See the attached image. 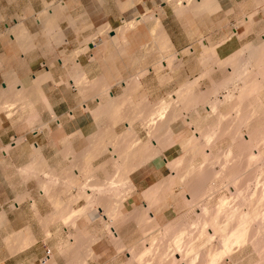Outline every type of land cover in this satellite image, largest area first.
<instances>
[{"label": "rangeland", "instance_id": "rangeland-1", "mask_svg": "<svg viewBox=\"0 0 264 264\" xmlns=\"http://www.w3.org/2000/svg\"><path fill=\"white\" fill-rule=\"evenodd\" d=\"M185 1L184 0H159L157 1V7H156L157 9L151 12L146 11L144 14L146 23L143 22V20L137 23L135 18H132V20L129 19L128 21L125 20L124 23L120 24L117 29L119 30L121 29L120 32L122 33L123 36L125 35L127 39H124V37L115 38V36L113 35H115L116 33L111 34L110 33L111 28L109 27V30H108V26L107 27L105 26V28L107 29H104V27L98 29L97 34L88 33V35L85 34V32L90 30L91 27L87 26V27H83L82 29H80L79 33L76 34L78 37L79 44H80L79 46H73L72 38L71 36L67 34L66 31L63 36H60V39H62L61 42L63 44V48H62V53L59 56L62 58V60L64 61V65L67 68L65 71L66 78L64 81H69V79H73L74 81V79L76 80L78 77H80V79L79 78L77 79L78 81L76 82V84L78 83L79 84L76 86L79 88V90H81L82 94L85 95L84 96L85 99L92 95L91 91H94L92 89H94L96 81L98 80L91 78L88 75L87 71L80 70L76 65V59L81 53H86L90 51L89 43L90 42L97 43V41L95 40L97 35H101L104 42L97 43L99 48L98 50H95L94 53L97 52V55H99V49H100L101 54L98 57L100 60H103L105 59L104 57H106L102 55L103 53L108 54L109 52H112V57L108 59H109V62L112 64L114 71H117V69H120V67L122 68L120 69L122 70V74L118 76L117 79L114 80L115 82L116 81L119 83L120 82L123 83L126 81H129L130 83L131 81L136 82V78L139 77L140 75L141 83L142 81H160L159 86L161 89L160 91L161 96L159 97V100L157 101L148 100L149 97L146 94H141V95L138 94L140 91L141 93H144L143 92L144 85L142 83L141 88L131 87L132 91L131 92L129 91V92L135 93L134 96L129 93L128 96L126 94V96L123 98L117 97L115 99L116 108H112V110L111 109L108 110L104 107V105H106L107 103L106 100L101 101L100 104L94 103L93 105L89 107L92 110V113L93 114L96 112L99 113L101 110V114L99 113L100 114L99 119L104 117L105 122L106 121L107 122H106V125L104 126L105 129L102 128L101 126H98L97 133L95 134L93 133L89 136L86 135L85 138H84L85 135H81V134H80L81 135L80 137H78V135L76 136V135H71V134L70 135L62 134L61 129L59 132H56L57 128L54 127L55 125L53 126L49 125L46 127V124H43L42 127L48 128V131H49V134L46 135V138L48 137L49 141H51L52 143H56V142L61 143L62 148L59 151V155L62 156V161L64 165H54V166L48 165L47 162L44 160L42 150L40 154L36 153L35 146H37V144H36V141H34V139H30L28 142H24L23 140L24 138H22L23 136H21L22 131L25 129L38 130V127L41 125L40 116L38 114L39 112L36 110V107L34 106L35 105L34 102H37L35 100V97H38V99L41 98L42 100L45 101V99L42 97L45 92L42 89V86L37 87L39 89L41 88L40 90L37 89L35 87L36 84H34L35 86L32 88H28V89L20 88L19 87L20 81H18L17 77H19L18 73L23 72V71H20L21 68L19 70H16V69H8L4 66V60L11 61L14 64H16L18 61H20L21 53H23L26 46H29V47L33 46V48L39 47V45L42 43L41 39L42 38L47 39L49 37L48 36L45 37L41 33L34 32L33 35L31 36L29 35L26 38V35H27L26 29L23 26L19 29V32L10 31L9 33V31L8 32L6 31L3 33L2 36H0V40L3 43V47L5 51L7 52V55H3V54L0 55V58H1L0 65H2L0 66V70H1L0 96L1 97L9 96L10 93H7V90H5L7 88L5 85L8 86L11 83L10 85H13L12 87L13 92L11 91V93H14L15 97L16 95L18 97L17 101L15 102L16 105H14V107H12L13 109H11L12 112L11 110H7V108H2L1 106L2 103L0 101V117H1L0 121H3L6 127V130L9 131V133H13L11 136L12 137L11 141H8L7 143H5V145L1 144L0 142V158L3 159L4 157H9L10 155H13V157H15L16 160L26 163V164L23 163L22 165H12V164L5 163L3 166H0V169L2 170L1 173L3 174V178L5 181L8 182L7 185L12 189V193H13V194L11 193L12 195H10L9 190H6V189L0 190V264H44V262H41V259L46 257V254L49 250L51 251V255H50L51 258H49L47 264H141L140 262H144L142 264H147L146 261L148 263L150 262L149 264H152L153 260L155 259L154 261H156L160 253L162 255H166L167 253V257H166L167 260L164 258V261L162 263L161 261L163 260L162 255H161L162 258L158 257L159 259L157 260L161 261L162 264H171L170 261L174 260L171 258L172 255L175 254L176 252L177 253H179L180 251L182 252L181 246L182 248L185 246V248H183L185 250L183 251L187 252L186 251L187 245L190 246L192 245V243H193V246L197 245L196 246L197 248L200 246L199 248L201 249L202 247L203 249L199 250V252L202 251L200 254L206 252L203 256H207L208 254L207 257L208 259H210V256H209L210 251L212 250L213 252L214 250V252H217V251H220L222 247L220 246L221 245L219 241L220 237L218 236L219 232L217 231L218 226L216 227V225H214L213 228L216 227L217 229L215 228L214 230L211 227L212 229L211 230L210 228H208L211 225L209 226V224L206 221L210 222V217H213V215L218 214L215 212H217V209L219 210V205L221 204L222 199L227 200L228 198L229 199L227 201H229V205H228L229 207L226 208L228 212L233 211L234 207L240 206L239 209L237 208L238 212L241 209L244 210L242 213H247L250 211L249 220L251 224H250L249 230L250 228H254L256 226L258 227L259 225H260L259 227H262V228H257V231L255 228L251 229V231H249L251 232V234L249 235L250 237L251 236L253 237L250 238L248 235L249 238L247 239L246 244L242 245L241 247L240 246L238 247V245L237 247L235 246L232 252H230V255H227L228 257L225 256L222 261L220 260V263L221 264H258V263L262 264L263 263L264 264V256H263L264 255L263 253L264 251V247H263L264 246V231H261L262 229L264 230L263 228L264 226L263 218L264 217H262L264 216V210H263L264 209V196H263L264 195V113H263L264 112V107H263L264 106V81H263L264 80V55H263L264 53L263 51L264 50V0H254L253 5L249 4L248 0H245V2H242V3L240 2L241 3L240 5L238 4L239 2H237L238 0H215L216 2L219 3L218 4L219 7L218 6H216L215 8L211 7V9H208L205 11L203 10L200 12L193 11V10L191 11L192 8H195L194 5L196 4L195 2L197 0H188V1L185 0ZM162 3H166V5H170V8L175 11V14H171L170 17L168 18L167 24L170 27V29L177 34L176 35L177 43L183 46L187 44L188 47L191 46L190 49H186L184 52L176 53L173 51L172 46H170L169 48H165V49L162 48V45H163L162 41H164V35L162 34H164L163 32L165 31H164V28H161L159 27V25H156L157 21L155 20L157 17H160L162 21V17L165 16V14L162 12L163 11ZM178 8H185L184 13H179ZM131 22L133 24H130ZM68 24L70 26L75 25V23H71V22ZM127 24L129 26H127ZM162 24H163V21H162ZM117 29L115 28V30ZM151 32L153 33L151 34ZM10 34H13L14 36L16 35L15 37L16 42L14 45H8V42L12 38ZM186 35H190V37H187ZM113 37L115 38L114 40H113ZM85 40L89 41V43ZM121 40L123 41V43ZM259 46L260 48L258 49L260 51L258 49H257L258 52L253 50V52L256 54L252 55V53L250 52L251 51L250 49H252V47H259ZM241 48H244L245 52L242 51L243 54H240L239 57L237 56L238 57L237 58L236 57L237 52ZM172 55H176V56L172 57ZM233 55H235V57ZM163 56H166V57L163 58ZM169 57H172V60ZM230 58L233 60L236 66L238 65L239 68H242L244 66V69H242V71L244 70L247 72L245 73L247 74L245 75L247 78L241 79L240 77L238 81L241 82L245 80L244 81L245 84H247V82H250L249 85L251 87L249 86V88L244 89L243 82L236 83V81L231 80L236 76L234 77L232 76L234 72L231 73L233 69L231 70L230 68H234V64ZM234 58H236V60H234ZM248 60L250 61V63H248ZM228 61L231 62L233 65L229 63ZM169 62L171 63V65H169ZM16 65H19V64H16ZM245 65H247L248 67ZM245 67L248 68L247 69L248 71L246 70ZM211 69H212V72H211ZM83 72L86 76L83 74ZM240 73L242 74V72ZM82 76L83 77L85 76V77L81 80ZM197 78L199 79V81L197 80L198 81L197 83L199 85L196 83L197 87L194 86L195 89L194 87H192V92L193 94L197 93V95H199L202 101L201 99H198V101L200 100V102L196 101L195 103H192V105L193 104L194 105L193 106L191 105L192 107H189V108L184 107L185 106L184 103L182 104L177 103V105L176 103L175 104L173 103L172 105L174 106L171 105L172 108L169 109L168 111L169 114L167 115L170 116V113L171 115L174 113L176 114L178 113L177 121L173 122L171 126L174 133L170 132L169 136H167L169 132L165 131L162 133L163 135L160 132L161 137H162L160 139L159 137L160 135H156L157 132L156 133L154 132L157 130L153 129L154 130L153 132L155 133L154 135L155 138L153 137V139L158 140V141L156 140V142H158L157 143L158 147H161L160 153L154 157L156 158L155 160H153L154 158H152L151 160L149 159V160H146V162H144L145 154L147 155L150 152H152L153 142L151 141L152 137H150V134H149L150 132L149 130L151 129L146 127L145 122H144L145 116L143 118V114L145 115L146 112L150 111L151 109L153 110L156 104L161 102V100H165L166 102H169V101L173 102L174 98L175 97L177 98V95H176L177 90H179V88L183 86L184 84H187L188 82H191ZM11 80L12 82H10ZM231 81L232 83H230ZM253 81H255L256 86L254 85ZM224 82L227 85H225ZM133 83H131V85L129 86H133ZM220 83H222V86H219ZM252 83H253V86H252ZM216 85H218L217 89L218 87L219 88L221 87V89L215 95L213 91L216 90L215 89ZM260 86H262L263 89ZM254 87L256 88L253 89ZM226 89H228V91ZM240 89H242V92L240 91ZM243 89L248 90L246 92H250L251 90L252 92L250 93L251 95L248 93L244 94L245 91ZM82 90L83 91L85 90V91L83 92ZM233 91H234V94H233L234 96L232 100L230 99L229 101V99L225 97L226 95H228L229 92L231 93ZM21 94L22 96H20ZM200 94L202 97L200 96ZM11 95L12 94H10V96ZM103 95L104 96H101L102 99H104L106 94L103 93ZM190 95L191 94L187 95L186 98L191 97ZM204 95L206 97H204ZM11 97L13 98V95ZM20 97H22V99H20ZM206 98H209L210 101L208 99L206 100ZM12 100L14 101V99ZM213 100L218 101L219 112L217 110L215 111V113L214 112L212 113L211 107H210L211 110L207 107L208 101L214 102ZM140 101H144V102H140ZM203 101H206L207 103L205 102L203 103ZM220 101H221V104H219ZM27 103L29 104L33 103L35 110L33 109L31 105H28ZM27 105L28 107L26 108ZM29 107L31 108V110H34V111H31ZM238 109L240 112L238 111ZM29 112L31 113L32 116H30ZM10 113L12 114L14 113V114L8 115ZM92 113L88 112L87 115H91ZM180 113L181 115H179ZM176 114H175V117H176ZM178 115L181 118H179ZM223 115L226 117H223ZM139 117H141L140 118L141 120L138 119ZM30 119H32L33 121ZM245 119H247V121ZM27 121L30 123H28ZM129 121L132 122L131 126L135 132L133 133L135 139L137 140L139 139L141 143L140 145L136 146V148L133 151H131L130 153L128 152V154L125 155V158L123 159L122 169L119 170L117 164L119 165L120 162H117L116 159H114L116 158V156L114 155L116 151L112 152L113 153L112 154L111 150H108V146H110V144L113 142V140H115L116 137H120L121 135L125 134V132H127L128 125L126 123H128ZM186 121L187 122L190 121L191 124H188ZM214 121H216L215 122L217 125L216 128L215 126L211 125L213 124ZM129 125H130V122H129ZM105 131L108 137L107 138L104 137L106 139L98 140L97 139L98 136L100 137L101 133H104ZM200 131L209 132V134L211 133V135L212 133H214L213 134L214 139L211 140L212 145L210 143H207L206 145L205 143L206 141L204 140L205 139L204 136L206 135V133H202ZM236 131H237V134H235ZM87 132L88 134L90 133V128L87 129ZM14 133L18 135L17 138L14 137L15 136ZM164 133L165 134L167 133L166 136ZM215 133H217V135ZM57 134L59 137H63V138L57 139ZM201 134H205V135H201ZM230 134H234L237 138L234 137V135H230ZM20 136L22 139L20 138ZM88 137H90L91 140ZM168 137L171 138V140ZM166 138L169 143L171 141L172 142L171 144L173 143L174 144L169 146L168 145L169 143H167V140L165 141ZM87 140H89L88 141L89 143L87 142ZM21 141H23V143H21ZM91 141L93 142L92 146L90 145ZM13 143H16V146L18 147H23V149L15 150L13 148L14 146ZM121 143L114 142V144H116V150L118 149L117 151H120L121 154L122 153L124 154L126 153L127 144L124 141L123 142L124 144L122 146ZM78 144H80L82 147L75 148L76 146H78ZM247 145L251 147L247 148L246 147ZM164 146L166 148H164ZM68 148L69 149L73 148V149H71L70 150L71 152H70ZM106 148H107V151L105 150ZM4 151L6 152V155L4 154ZM48 151L50 152L51 155L56 152V150L54 149V146H52V148L50 147ZM104 151L106 152L104 153ZM96 152H98V155L96 154ZM187 152L188 154H186ZM204 152L206 153L208 152L211 155V157L209 156V154H204ZM120 153L117 152V154H120ZM152 153L153 154L150 153L149 155L154 156V152ZM251 153H255V155L257 156L256 157L253 154L252 157H255L254 160L251 157L252 155ZM65 154H67L70 158H68V156L66 157ZM70 155L74 156L75 158L74 157L71 158ZM183 155H185L184 158H183ZM201 155H205L204 156L205 159L208 156L207 162L209 160L213 162H210V163L208 162L206 164V160H204L203 156ZM64 156L67 159H65ZM180 156L182 157V159L187 160V161L183 160L184 162H186V164L182 163L183 165H180L179 169H177L175 173H172L173 171L172 169H170L169 165L167 166L166 161H172L177 158L181 159ZM249 157L251 159H249ZM164 158H165V165L163 164ZM222 159L225 162H223ZM142 160L144 163L142 162ZM220 160H222L221 162L223 163H221ZM138 161H140V163L143 165L139 166L140 163ZM34 163L36 164L34 165ZM234 163H236L235 164L236 166L234 165ZM204 164H205L204 166L205 169L203 167ZM85 165L90 169L89 170L86 169L88 170L87 172H83V174H79L77 176V173L79 172L78 170L79 167H82ZM213 165L215 168L213 167ZM36 166H37V169L35 171L30 170V167L32 168ZM187 166L191 167L190 168L191 170H189ZM194 166L196 168L200 166L206 172H208V173L205 172L204 174L206 175L204 176L206 177L208 175L209 180L206 181L208 178L205 180L204 177L202 176L200 177L199 175L195 174V172H193L194 171L193 168H195ZM210 166H211V169H210ZM229 166H230V169H229ZM241 166L243 170L241 169ZM123 167L124 169L126 167V169L124 170ZM185 167L187 168L188 171L186 170ZM133 168L135 170H133ZM76 169L78 170V172H76ZM129 170L131 172H128ZM189 171H192V175H190L191 177H188V181H187L186 180L187 178L184 179V177L187 176L188 173H190ZM18 172H20V174ZM51 172L53 175L51 174ZM44 173H47V174L45 175ZM124 173L128 174V176H126ZM253 173H255V175ZM49 174L52 175L53 180L55 179V181H53L52 179L50 180V178L48 179L49 181L52 182V184L51 182H49L48 184L46 183L48 182V180H46L47 177H51V176H47ZM115 174L116 176L118 175L117 176L118 179L121 178L120 181H122V185L120 181L119 183L116 182V180L118 179L116 178ZM86 175L91 179L92 181L91 183L96 184V187H101V190H96V191L94 190L93 191L94 193H92V194H95L94 195L95 198L99 196L97 198V201H99L100 199L99 202H102V203H99V206H101L104 209V206H105L104 204H106L104 202H107L108 200V202L111 201L112 203L115 204V201H116V205H117L116 207H117V210H119V214L116 217V219L113 220V222L110 220H107L106 222L105 220H103L104 217L102 218L99 216H95L93 211L90 208H88L89 207L88 200L85 196H82L83 189L80 188L82 186L81 184L84 178H86ZM193 175L194 177L196 175L198 177L196 176V178L194 179ZM112 176H113V179L115 177L116 180L115 179L114 180L116 184L111 185L112 187H110L107 185H110L109 181H110V178L112 179ZM179 178L181 180L183 178V180L180 182ZM196 179L201 180L199 182L201 183L200 185L202 188L199 190L200 192V194L198 195L199 197L196 196L197 198H194V201L195 200L196 201L193 203V206L191 207L192 204L190 201H193V199H191L192 189L190 187L192 185L190 184V182L193 183V180H194V182L196 183L197 182ZM184 180L186 181L184 182ZM158 182H164L165 185L163 183H162L163 185H161L160 183V185L158 186V188L162 190L157 191L156 189V192H155V194L157 193L156 198H155V194L153 197L146 198V196L148 197V194H149V193L148 194L146 193L148 192V189L153 184L158 185L159 184ZM186 182L187 184L188 182L190 184L187 187H185L187 185ZM199 182H197V184H199ZM43 184H47L48 187L49 186L51 187V188L50 187L48 188V189H51L50 191L47 192L48 194L41 191ZM78 186L80 187L78 188ZM160 186L162 188H160ZM236 187L237 189L239 187L238 189L239 191L236 190ZM260 188L262 190H259ZM245 190L247 191L246 193H244ZM98 191H100V193H98ZM49 197L52 199L50 200ZM238 197L240 198V200ZM19 198L21 199V203L19 204L20 211L18 212L16 209V202ZM150 199H151V202L149 201ZM33 207H35L36 210ZM146 207L147 208L149 207V213H147V217L148 216L154 217V220H153L154 224L152 221L149 222V219L146 217V215L145 217L147 218L148 223L145 222L146 218L145 220L144 218L143 219L141 218V217H144V215L142 216V213H143L142 211H144ZM203 207L205 209L207 208L208 210V212L206 211L205 214L201 213V212H204L202 211V209L204 210ZM79 208H84L87 219H84V218L82 219L81 217H79V215L78 216L75 215V217H73L74 220L71 219L68 222H65L62 219V217L66 213H68L69 210L73 211ZM37 212H39L38 215H37ZM222 212L223 213L220 212L219 214V216L221 215L220 216L221 218H219V220L220 219L224 220L223 217L224 218L227 217L226 216L227 211H222ZM238 212L237 214H235V217L236 215L242 216L241 211L239 212L241 215H239ZM20 214H22L23 216V219H24L23 221H21L19 218ZM140 214H141V217H140ZM201 214H202V217L205 219H203L200 216ZM207 214H211L212 216L211 215L209 216ZM251 215H256V217L255 216L253 217ZM261 217H262V220H261ZM140 218L143 221L140 220ZM239 218L240 217L235 218V220H237L236 222L239 221L238 220ZM226 219L227 218H225L224 222H228V219L227 221ZM202 220L205 223H207L206 228L208 231H205V233H207L208 236H209V233H211L212 235L215 234L214 236H211L212 239L210 240L207 237L206 245L204 246L203 244H205L206 236L205 238L203 237L204 238L203 240V238L201 237L204 235L202 236L199 235V233H201V229L203 230L202 227L205 226V224L203 225ZM251 220H254L257 224L255 222L253 223ZM260 221L263 223V225H261ZM196 224H200L199 227H197L198 225ZM233 224H230V227H232L231 225ZM154 226H157V229ZM111 227H113V229ZM170 228H172L171 232H169L171 230ZM153 229L155 230L153 231ZM179 232L183 236V237L181 236L183 238L182 241L187 243V245L183 246L184 244L183 243L180 247H178L179 249L177 251V247L175 246L176 244L172 240L174 239L175 235L176 236L181 235V234L178 235ZM78 235L79 236L81 235V236L79 237ZM91 235L93 236L92 238H91ZM169 235L170 237L172 235V237L170 238ZM76 236L78 237L79 240H77ZM113 236H115L116 238L119 237V239L117 240ZM196 236L199 238H197ZM185 237L187 240L184 239ZM196 238H197V241H195ZM200 238L202 240H198ZM252 238H254L255 240ZM253 240H254V243H253ZM261 240H262V243H261ZM24 241L27 243L29 241L30 243L28 244L26 243L27 247L24 251L18 252L19 250L18 248L19 246H21L20 244L24 243ZM200 241H204L202 242L203 244L202 243L200 244ZM81 242H85L83 243V246L85 245L86 246L83 247ZM208 242H210L211 244L209 243V245H207ZM78 243L80 245H78ZM89 243H92L93 245ZM252 243L253 244L257 243L256 245L258 246L255 245L256 247L254 249V245ZM29 244L31 245L29 246ZM151 244L152 246H154L153 250L150 249L152 248L150 247ZM80 247L81 249H79ZM86 247L87 249H85ZM167 247L169 248V250ZM207 248L209 249L208 253H207ZM256 248L258 249L256 250ZM260 248L261 250H259ZM165 249L168 252H166ZM148 250H150V252L152 250L151 252L152 254L146 253ZM140 252L141 253L145 252L148 255L146 256V254H142V255H145V257L143 256L144 258L141 257L142 259H139L137 256L138 259L137 258L135 259V255L139 254ZM153 252L155 255H153ZM185 252H182L181 254L176 253L174 255L175 257L173 256V258L178 257L177 258L178 260H176V262H180V264L186 263L185 261L189 258V255L187 258L186 257L184 258L185 259L183 260L184 262H181L182 261L181 257L183 256L182 254L183 253L185 254ZM131 253L132 255L134 254L133 257ZM260 254H262V256ZM201 256L202 255H200V258ZM207 257H204V258L202 257L203 258L202 260H205V259L207 260ZM148 259L152 260V263ZM86 261L87 263H85ZM198 262L200 261L197 260L196 262L197 264L202 263V262L201 263H198ZM206 262L205 264H208ZM173 263H175V260Z\"/></svg>", "mask_w": 264, "mask_h": 264}, {"label": "crops", "instance_id": "crops-1", "mask_svg": "<svg viewBox=\"0 0 264 264\" xmlns=\"http://www.w3.org/2000/svg\"><path fill=\"white\" fill-rule=\"evenodd\" d=\"M157 1L159 0H0V36L6 31L19 32V29L23 26L26 29V38L29 35H33L34 32L49 37L47 39L42 38V43L39 47L33 48V46H26L23 53H21L20 61L16 63L19 65L4 60V66L8 69H23H20V71L23 72L18 73L19 77H17L21 84L19 87L23 89L34 87L35 78L43 74V72L50 73L49 79L41 82L42 89L45 92L43 98L45 97L47 102L41 98L38 99V97H35L37 102H34L36 110L39 112L41 125L38 127V130L32 131L25 129L26 131L23 130L21 133L24 142H28L30 139L36 141L48 165H64V163L62 161V156L59 155V151L62 148L61 143H52L49 141L48 137L46 138V135L49 134L48 128H46L47 126L55 125L54 127L57 128L56 132H59L61 129L62 134L78 135V137L85 135V138L86 135L89 136L93 133H97L98 125L104 128L107 122H105V118L102 117L99 119L100 124L96 123L98 120H95V116L89 107L94 103L100 104L103 100L108 102L112 97L114 99L117 97L123 98L126 94L128 96L130 93L126 84H120L114 81L122 74V70H120L122 68L120 67V69L114 71L108 59L112 57V52L108 54L103 53L102 55L106 56L103 60H100L98 57L101 54L100 49L99 55H97V52L94 53V51L99 48L97 43L104 42L101 35H97L95 38L97 43H89L90 51L81 53L76 59V65L80 70L87 71L91 78L98 80L96 84L99 86H95L96 88L94 87V89L96 90L93 89L94 91H91L92 95L85 99V95L80 94L81 90L76 86L77 81L74 82L73 79L64 81L67 68L63 60L62 62L60 61L62 58L59 55H61L63 48L60 36H63L66 31L72 38L73 46H79L80 44L76 34L79 33V30L83 27H91L90 30L85 32V34L88 35V33L97 34L98 29L108 26L107 24L110 25L111 30H115V28L117 29L125 20L134 17H136V22L139 23L143 19L145 20V16L143 17V15L146 11L151 12L157 9ZM253 1L254 0H248V3L253 5ZM237 2H239L238 4L240 5L242 2H245V0H238ZM162 8V12L165 14V16L162 17V25L164 31L170 38L173 51L179 53L184 52L186 49H190L191 46L188 47L187 44L183 46L177 43V34L172 31L167 24L168 18L171 14H175V11L170 8V5H166V3H162ZM139 17L142 19L139 20ZM70 22L75 23V25L70 26L68 24ZM110 33L114 34L113 31ZM12 35L13 34H10V36ZM186 36L190 37V35ZM2 54L7 55V52L0 40V55ZM44 64H46V67H43ZM159 82L160 81H142L144 93L140 91L138 94H146L150 101L159 100L161 96ZM104 85L106 87H104ZM104 92H106V95L104 99H102L101 96H104L102 94ZM131 94L133 96L135 95L133 92ZM49 104L50 107H48ZM85 106L89 108L88 112L92 113L91 115H87L88 112L85 111ZM54 114L57 116V120L54 119ZM30 116H32L31 113ZM43 124H46V127H42ZM88 128H90L89 134L87 132ZM12 134L13 133H9V131L6 130L3 121H0L1 144L5 145V143L11 141ZM101 134L102 135L97 138L98 140L108 137L106 131ZM14 135L15 138L18 137L16 133H14ZM60 138L63 137H59L57 134V139ZM21 143H23V141H21ZM13 145L15 150L23 149V147L16 146V143H13ZM52 146H54L56 152L51 155L48 149L50 147L52 148ZM80 147L82 146L78 144L75 148ZM4 154L6 155V152H4ZM155 159L156 158L153 160ZM5 163L22 165L24 162L18 161L13 155H10L3 159L0 158V166H3ZM163 164L165 165V158ZM1 172L2 170L0 169V190H9L10 195H12V189L7 185L8 182L4 180Z\"/></svg>", "mask_w": 264, "mask_h": 264}, {"label": "bare ground", "instance_id": "bare-ground-1", "mask_svg": "<svg viewBox=\"0 0 264 264\" xmlns=\"http://www.w3.org/2000/svg\"><path fill=\"white\" fill-rule=\"evenodd\" d=\"M185 1V0H184ZM188 1V0H187ZM186 2V1H185ZM52 3H54V2H52ZM178 3H179V1H178ZM196 4L194 5V7L195 8H192L191 9V11L193 10V11H198V12H200V11H205V10H208V9H211V7H216V6H218V2H216L215 0H197L196 2H195ZM258 3H259V1H258ZM261 4V3H260ZM179 5V4H178ZM259 5V4H258ZM263 5V4H262ZM188 6V5H187ZM190 6H191V4H190ZM261 6V5H260ZM184 7V6H183ZM219 7V6H218ZM59 8V7H58ZM57 8V9H58ZM191 8V7H190ZM51 10V9H50ZM184 10H185V8H178V11H179V13H184ZM56 11V10H55ZM60 11V10H59ZM60 13H61V11H60ZM193 13V12H192ZM59 14V13H58ZM59 16V15H58ZM60 16H61V14H60ZM141 16V15H140ZM143 17H144V15H143ZM134 18H136V17H134ZM140 18V17H139ZM145 18V17H144ZM142 18H140L139 20H141ZM130 20H132V19H130ZM156 21H157V23H156V25H159V27H161V28H163L162 27V23H161V19H160V17H157L156 19H155ZM128 21V20H127ZM155 21V22H156ZM143 22H145V20L143 19ZM40 23V22H39ZM146 23V22H145ZM130 24H133L132 22L130 23ZM109 27H110V25L109 24H107ZM127 26H129L128 24H127ZM133 26H135V25H133ZM107 27V26H106ZM109 27H108V30H109ZM158 27V28H159ZM131 28V27H130ZM133 28V27H132ZM104 29H107V28H105L104 27ZM102 31V30H101ZM111 31H113L114 33H116L115 35H113V36H115V38H120V37H124V39H127L126 37H125V35L123 36L122 35V33L120 32L121 31V29L119 30V29H117V30H111ZM156 32V31H155ZM9 33H10V31H9ZM109 33V32H108ZM151 33H153V32H151ZM164 34H162V35H164V41H162L163 42V45H162V48L163 49H165V48H169L170 46H171V41H170V38L168 37V35L165 33V32H163ZM100 34V33H99ZM60 35V34H59ZM112 36V35H111ZM154 36V35H153ZM15 37H16V35L14 36V35H12V38L10 39V41L8 42V45H14L15 44ZM114 37H113V40L115 39ZM203 38V37H202ZM54 39V38H53ZM57 40V39H56ZM55 40V41H56ZM66 40V39H65ZM118 40V39H117ZM163 40V39H162ZM64 41V40H63ZM85 41H87V40H85ZM94 41V40H93ZM122 41V40H121ZM88 43H89V41H87ZM126 42H127V40H126ZM65 43V42H64ZM82 43V42H81ZM91 43V42H90ZM93 43V42H92ZM122 43H123V41H122ZM201 43V42H200ZM61 44V43H60ZM126 44V43H125ZM59 45V44H58ZM250 45V44H249ZM262 45V44H261ZM263 46V45H262ZM203 47V46H202ZM216 48V47H215ZM250 48V47H249ZM258 48H260V46L259 47H252V49H250L251 51V53H252V55L253 54H256V53H254L253 52V50L254 51H256V52H258ZM258 49V50H257ZM248 50V49H247ZM246 50V51H247ZM172 51V50H171ZM245 52L244 51V48H241V49H239V53L237 52V55H236V57L238 56L239 57V55L240 54H243V52ZM260 51V50H259ZM262 51V50H261ZM264 51V50H263ZM249 52V51H248ZM213 53V52H212ZM23 55V54H22ZM201 55V54H200ZM235 55H233L234 57H235ZM263 55H264V53H263ZM176 55H172V57H175ZM215 56V55H214ZM244 56H245V54H244ZM166 56H163V58H165ZM172 57H169V58H171V60H172ZM237 57V58H238ZM169 58H167V59H169ZM231 58H232V56H231ZM230 58V59H231ZM255 58H256V56H255ZM260 58H261V56H260ZM174 59V58H173ZM242 59V58H241ZM251 59H252V57H251ZM232 60V59H231ZM234 60H236V58H234ZM61 62H62V59L60 60ZM163 61H165V60H163ZM170 61V60H169ZM230 61V60H229ZM228 61V62H229ZM241 61V60H240ZM254 61H256V60H254ZM166 62H167V60H166ZM171 62V61H170ZM169 62V65H171V63ZM232 62H233V60H232ZM246 62H247V60H246ZM1 63V62H0ZM63 63H64V61H63ZM62 63V64H63ZM229 63H231V62H229ZM248 63H250V61L248 60ZM222 64V63H221ZM232 64V63H231ZM233 64H234V62H233ZM232 64V65H233ZM261 64V63H260ZM45 65V64H44ZM166 65V64H165ZM248 65V64H247ZM247 65H245V66H247ZM2 66V65H1ZM227 66V65H226ZM170 67V66H169ZM233 67V66H232ZM248 67V66H247ZM251 67V66H250ZM220 68V67H219ZM246 68V67H245ZM256 68V67H255ZM231 70L233 69V71L231 72V73H233V77L234 76H236V77H232L233 79H231V80H233V81H236V83L237 82H240V81H238L239 79H240V77H241V79H245V78H247L245 75H247V74H245V73H247L246 71H242V69H244V66L242 67V68H239L238 67V65L236 66V64H234V68H230ZM248 68H246V70H247ZM260 70V69H259ZM248 71V70H247ZM252 71V70H251ZM211 72H212V69H211ZM240 72H242V74L240 73ZM261 72V71H260ZM83 74H84V72H83ZM205 74V73H204ZM85 75V74H84ZM172 75V74H171ZM249 75V74H248ZM48 76V77H47ZM49 76H50V73L49 72H45V73H43V74H41L39 77H37V78H35V82L36 83H34V84H36V88L38 87V86H41V82H43V81H45L46 79H48L49 78ZM79 76H80V74H79ZM86 76V75H85ZM84 76V77H85ZM250 76H251V74H250ZM261 76V75H260ZM83 76L81 77V80L84 78ZM259 77V76H258ZM75 78H77V77H75ZM79 79H80V77H78ZM77 78V79H78ZM254 78V77H253ZM42 79H43V81H42ZM75 80L74 79V82L75 81H78V80ZM100 79V78H99ZM199 81V79L197 78V79H195V80H193V81H191V82H188L187 84H184L183 86H181L180 88H179V90H177V98L175 97L174 98V100H173V102L171 101H169V102H166L165 100H161V102H159L158 104H156V106L153 108V110L151 111H148V112H146V114L144 115L143 114V118H144V116H145V125H146V127L147 128H149V129H151V130H149L150 132H149V134H150V137H152V142H153V144H152V152H154V156L152 155H149L150 153L151 154H153L152 152H150L149 154H145V157H144V162H146V160H151L152 158H154L155 156H157L159 153H160V149H161V147H158V142H156V140L155 139H153V137H154V135H155V133L157 132V134L156 135H160L159 137H160V139L162 138L161 137V134L163 133V132H169L168 133V135L167 136H169V134H170V132L171 133H174L173 132V130H172V128H171V126H172V123L173 122H175V121H177V119H178V117H177V114L176 113H174V114H172L171 115V113H170V116H168L167 114H169L168 113V111H169V109H171L172 107H171V105L174 103H176V105H177V103H179V104H182V103H184V107H187V108H189V107H192L193 105H192V103H195L196 101L197 102H200V100L198 101V99H201L200 97H199V95H197V93H195V94H193V92H192V87H194V86H196L197 87V82ZM100 81V80H99ZM121 81V80H120ZM245 81V80H244ZM244 81H241V82H243L244 83ZM247 81V80H246ZM264 81V80H263ZM10 82H12V80L10 81ZM63 82V81H62ZM84 82V81H83ZM88 82V81H87ZM90 82V81H89ZM134 82V83H133ZM131 81V83H133V86H129V85H131V83L129 82V81H126V82H123V84H126L127 85V89L131 92L132 90V88L131 87H137V88H141L142 87V83H141V81H140V75H139V77H137L136 78V82L135 81ZM223 82V81H222ZM240 82V83H241ZM121 83V82H120ZM130 83V84H129ZM197 83V84H196ZM225 83V82H224ZM230 83H232V81L230 82ZM242 83V84H243ZM249 83L250 82H247V84H243L242 86H243V88L245 89V88H249ZM253 83H254V85H255V81H253ZM253 83H252V86H253ZM258 83V82H257ZM11 84V83H10ZM5 85L7 88L5 89V90H7V93H10V94H12L13 95V98L10 96V94H9V96L7 97H1L0 96V101H1V103H2V108H7V110H11V109H13L12 107H14V105H16L15 104V102L17 101V95H16V97H15V95H14V93H11V91H12V87H13V85ZM79 84V83H78ZM78 84H76V85H78ZM215 84V83H214ZM235 84V83H234ZM21 85V84H20ZM98 84H96L95 86H97ZM108 85V84H107ZM120 85V84H119ZM199 85V84H198ZM225 85H227L226 83H225ZM238 85V84H237ZM84 86V85H83ZM99 86V85H98ZM101 86V85H100ZM213 86V85H212ZM217 86L218 85H216V90L215 91H213L214 93H215V95L219 92V90L221 89V87L219 88L218 87V89H217ZM219 86H222V83H220V85ZM256 86V85H255ZM74 87H76V86H74ZM104 87H106L105 85H104ZM123 87H124V85H123ZM199 87V86H198ZM251 87V86H250ZM261 88H262V86H260ZM89 88H90V86H89ZM96 88V87H95ZM100 88V87H99ZM224 88V87H223ZM234 88H235V86H234ZM242 88V87H241ZM256 87H254L253 89H255ZM37 89H39V88H37ZM41 89V88H40ZM39 89V90H40ZM75 89V88H74ZM85 89V88H84ZM105 89V88H104ZM134 89V88H133ZM194 89H195V87H194ZM193 89V90H194ZM243 89V90H244ZM251 89V88H250ZM263 89V88H262ZM23 90V89H22ZM93 90V89H92ZM94 90H96V89H94ZM101 90V89H100ZM212 90V89H211ZM225 90V89H224ZM227 91H228V89H226ZM18 91H20V90H18ZM83 91V90H82ZM85 91V90H84ZM83 91V92H84ZM88 91V90H87ZM231 91V90H230ZM235 91V90H234ZM234 91L233 92H229L228 93V95H226V97L225 98H227V99H229V101H230V99L232 100V98H233V94H234ZM240 91L242 92V89H240ZM245 91V93L244 94H246V93H248V94H250V93H252L251 92V90H250V92H246V91H248V90H244ZM253 91V90H252ZM13 92V91H12ZM20 92H22V91H20ZM42 92V91H41ZM80 92V91H79ZM107 92V91H106ZM106 92H104V93H106ZM206 92V91H205ZM236 92V91H235ZM256 92V91H255ZM24 93V92H23ZM210 93V92H209ZM212 93V92H211ZM254 93V92H253ZM4 94V93H3ZM16 94V93H15ZM27 94V93H26ZM80 94H82V92L80 93ZM103 94V93H102ZM131 94V93H130ZM174 94V95H175ZM189 94H191L190 96L191 97H187L186 98V96L187 95H189ZM199 94V93H198ZM206 94V93H205ZM208 94V93H207ZM240 94V93H239ZM8 95V94H7ZM25 95V94H24ZM95 95V94H94ZM175 95V96H176ZM203 95V94H202ZM251 95V94H250ZM20 96H22V94L20 95ZM200 96H201V94H200ZM239 96H241V95H239ZM245 96V95H244ZM11 97V98H10ZM24 97V96H23ZM27 97H29V96H27ZM26 97V98H27ZM43 97V96H42ZM115 97V96H114ZM125 97V96H124ZM202 97V96H201ZM204 97H206L205 95H204ZM25 98V97H24ZM189 98H191V99H189ZM244 98V97H243ZM12 99H14V101L12 100ZM16 99V100H15ZM20 99H22V97H20ZM44 99H45V101H46V98L44 97ZM205 99V98H204ZM203 99V100H204ZM209 100L210 101V99L209 98H206V100ZM226 99V100H227ZM239 99V98H238ZM247 99V98H246ZM256 99V98H255ZM88 100V99H87ZM219 100V99H218ZM224 100V99H223ZM225 100V101H226ZM201 101H202V99H201ZM208 101V103L206 102V101H203V103L205 102V103H207L208 105H207V107L210 109V107H211V109H212V113L214 112L215 113V111H217L218 110V101H214V102H209ZM240 101V100H239ZM255 101V100H254ZM19 102V101H18ZM31 102H33V101H31ZM47 102V101H46ZM140 102H144V101H140ZM139 102V103H140ZM241 102H243V101H241ZM127 103V102H126ZM138 103V104H139ZM247 103V102H246ZM260 103H262V102H260ZM28 105H31L32 107H33V109H34V104L33 103H31V104H29V103H27ZM46 104V103H45ZM128 104V103H127ZM199 104V103H198ZM197 104V105H198ZM210 104V105H209ZM219 104H221V101L219 102ZM230 104V103H229ZM28 105L26 106V108L28 107ZM34 105V106H33ZM126 105V104H125ZM137 105V104H136ZM145 105V104H144ZM155 105V104H154ZM192 105V106H191ZM261 105V104H260ZM116 106V101H115V99L112 97V99L110 100V101H108L107 103H106V105H104V107L106 108V109H108V110H112V108H116L115 107ZM150 106V105H149ZM172 106H174V105H172ZM180 106V105H179ZM196 106V105H195ZM48 107H50V104H49V106ZM140 107V106H139ZM177 107V106H176ZM244 107V106H243ZM251 107H253V106H251ZM264 107V106H263ZM30 108V107H29ZM178 108V107H177ZM238 108H240V107H238ZM84 109H85V111L86 112H88L89 111V108L87 107V106H85L84 107ZM104 109V108H103ZM122 109V108H121ZM183 109V108H182ZM186 109V108H185ZM193 109V108H192ZM210 109V110H211ZM232 109V108H231ZM30 110H31V108H30ZM35 110V109H34ZM34 110H31V111H34ZM144 110V109H143ZM142 110V111H143ZM210 110H208V111H210ZM236 110V109H235ZM5 111H6V109H5ZM175 111V110H174ZM180 111V110H179ZM192 111V110H191ZM237 111V110H236ZM238 111H239V109H238ZM254 111H255V109H254ZM259 111V110H258ZM11 112H12V110H11ZM51 112V111H50ZM172 112H173V110H172ZM218 112H219V110H218ZM232 112V111H231ZM240 112V111H239ZM9 113V112H8ZM15 113V112H14ZM13 113V114H14ZM100 114H101V110H100V112H99ZM98 112H96V113H94L95 114V120L97 119L98 120V122H96V123H99V116H100V114H99ZM217 113V112H216ZM255 113H256V111H255ZM260 113V112H259ZM264 113V112H263ZM12 113H10V114H8V115H11ZM12 114V115H13ZM93 114V115H94ZM175 114H176V117H175ZM221 114V113H220ZM238 114V113H237ZM139 115V114H138ZM140 115H141V113H140ZM139 115V116H140ZM179 115H181V113L179 114ZM178 115V116H179ZM251 115V114H250ZM253 115V114H252ZM126 116V115H125ZM132 116V115H131ZM220 116H222V115H220ZM219 116V117H220ZM255 116V115H254ZM135 117V116H134ZM137 117V116H136ZM218 117V118H219ZM223 117H226V116H224L223 115ZM228 117V116H227ZM239 117V116H238ZM246 117H247V115H246ZM141 117H139L138 119H140ZM179 118H181L180 116H179ZM231 118V117H230ZM240 118V117H239ZM54 119H56L57 120V116L55 115V117H54ZM187 119V118H186ZM30 120H32V119H30ZM29 120V121H30ZM122 120H124V119H122ZM129 120V119H128ZM133 120V119H132ZM136 120V119H135ZM141 120V119H140ZM143 120V119H142ZM220 120V119H219ZM230 120V119H229ZM228 120V121H229ZM246 121H247V119H245ZM250 120H251V118H250ZM33 121V120H32ZM138 121V120H137ZM234 121V120H233ZM244 121V120H243ZM28 122V121H27ZM129 122H130V125H129ZM128 123H126L128 126H127V132H125V134H123V135H121L120 137H122V136H124V137H122V138H124V139H122V138H120V137H116L115 138V140H113V142L110 144V146H108V150H111V153L112 152H115L114 153V155L116 156V158H114V159H116V161L117 162H120L119 163V165L117 164V166H118V169L119 170H121L122 169V166H123V159L125 158V155H127L128 154V152L130 153L131 151H133L135 148H136V146H138V145H140V141H139V139L137 140V139H135V137H134V134L133 133H135L134 132V130L132 129V126H131V121H129ZM140 122V121H139ZM142 122V121H141ZM187 122V121H186ZM216 121H214L213 122V124H211V125H213V126H215V128L217 127V125H216V123H215ZM249 122V121H248ZM247 122V123H248ZM28 123H30V122H28ZM188 124H191L190 123V121H188L187 122ZM219 123V122H218ZM221 123V122H220ZM240 123V122H239ZM33 124V123H32ZM100 124V123H99ZM244 124V123H243ZM219 125V124H218ZM228 125V124H227ZM231 125V124H230ZM245 125V124H244ZM61 126V125H60ZM99 126V125H98ZM194 126V125H193ZM235 126V125H234ZM252 126H254V125H252ZM145 128V127H144ZM210 128H211V126H210ZM213 128V127H212ZM214 128V129H215ZM220 128V127H219ZM221 128H222V126H221ZM238 128V127H237ZM40 129V128H39ZM105 129V128H104ZM110 129H112V128H110ZM153 129H156L157 131H154ZM214 129H213V131H214ZM239 129V128H238ZM100 130V129H99ZM109 130V129H108ZM218 130H220V129H218ZM227 130V129H226ZM32 131H34V130H32ZM155 133H154V132ZM225 131V130H224ZM234 131V130H233ZM238 131V130H237ZM237 131H236V133L235 134H237ZM147 132V131H146ZM160 132H161V134H160ZM195 132V131H194ZM197 132V131H196ZM200 132H202V131H200ZM212 132V131H211ZM217 132V131H216ZM229 132V131H228ZM235 132V131H234ZM159 133V134H158ZM202 133H206V135L205 134H201V135H205L204 136V140L206 141L205 143H206V145H207V143H212V141L211 140H213L214 138H213V134L214 133H212V135H211V133L209 134V132H202ZM218 133V132H217ZM217 133H215L216 135H217ZM165 134V133H164ZM167 134V133H166ZM166 134H165V136H166ZM195 134V133H194ZM225 134V133H224ZM223 134V135H224ZM227 134V133H226ZM102 135V134H101ZM163 135V134H162ZM197 135H198V133H197ZM230 135H234V134H230ZM225 136V135H224ZM239 136V135H238ZM90 137H92V136H90ZM90 137H88L89 139H90ZM99 137V136H98ZM134 137V138H133ZM157 137V136H156ZM221 137V136H220ZM219 137V138H220ZM223 137V136H222ZM234 137H236L235 135H234ZM87 138V139H88ZM155 138V137H154ZM158 138V137H157ZM163 138H164V136H163ZM169 138V137H168ZM218 138V139H219ZM233 138V137H232ZM237 138V137H236ZM241 138V137H240ZM64 139H66V138H64ZM93 139V138H92ZM170 140H171V138H169ZM238 139H239V137H238ZM63 140V139H62ZM91 140V139H90ZM120 140V141H119ZM167 140V138L165 139V141ZM251 140V139H250ZM65 141V140H64ZM89 140H87V142H88ZM124 142L125 141V143L127 144L126 145V153H120V151H117L116 150V144H114V142L115 143H121V142ZM158 141V140H157ZM236 141V140H235ZM249 141V140H248ZM67 142V141H66ZM121 143L122 144V146H123V144L124 143ZM244 142V141H243ZM246 142V141H245ZM89 143V142H88ZM87 143V144H88ZM161 143V142H160ZM166 143V142H165ZM167 143H169L168 142V140H167ZM172 142L170 141V143L168 144L169 146L170 145H173V144H171ZM242 143V142H241ZM247 143V142H246ZM245 143V144H246ZM249 143H251V142H249ZM86 144V143H85ZM92 144H93V142L91 141V143H90V145L92 146ZM248 144V143H247ZM66 145H68V144H66ZM112 145V146H111ZM202 145V144H201ZM209 145V144H208ZM212 145V144H211ZM217 145V144H216ZM90 146V147H91ZM196 146H198V145H196ZM195 146V147H196ZM199 146H200V144H199ZM239 146V145H238ZM69 147V146H68ZM70 147H72V146H70ZM106 147V146H105ZM168 147V146H167ZM173 147V146H172ZM210 147V146H209ZM242 147H244V146H242ZM247 148H249V147H251V146H249V145H247L246 146ZM89 148V147H88ZM104 148V147H103ZM125 148V147H124ZM164 148H166L165 146H164ZM69 149V148H68ZM71 149H73V148H70L69 149V151L71 150ZM168 149V148H167ZM197 149V148H196ZM244 149V148H243ZM242 149V150H243ZM35 150H36V153L37 154H40L41 153V148L39 147V146H35ZM89 150V149H88ZM104 150V149H103ZM106 151H107V148L105 149ZM194 150H195V148H194ZM198 150V149H197ZM242 150H241V152H242ZM253 150H255V149H253ZM106 151H104V153L106 152ZM125 151V150H124ZM245 151V150H244ZM5 152V151H4ZM71 152V151H70ZM85 152V151H84ZM103 152V151H102ZM117 152H119L120 154H117ZM189 152V151H188ZM188 152L186 153V154H188ZM222 152V151H221ZM252 152V151H251ZM75 153V152H74ZM147 153V152H146ZM226 153V152H225ZM96 154L98 155V152H96ZM113 154V153H112ZM185 154V155H186ZM204 154H209L208 152L206 153V152H204ZM252 155H251V157L253 156V154H254V156H256L255 155V153H251ZM99 155H100V153H99ZM119 155V156H118ZM185 155H183V158L185 157ZM213 155V154H212ZM65 156L67 157L68 155L67 154H65ZM65 156H64V158H65ZM71 156V158L72 157H74V156H72V155H70ZM96 156V155H95ZM114 156V157H115ZM190 156H192V155H190ZM189 156V157H190ZM200 156V155H199ZM201 156H203V159L204 160H206V164L209 162H213V161H211V160H209L208 162H207V159H208V156H207V158L205 159V155H201ZM209 156L211 157V155L209 154ZM216 156V155H215ZM227 156H229V155H227ZM76 157H78V156H76ZM97 157V156H96ZM149 157H151V158H149ZM181 157V156H180ZM209 157V158H210ZM257 157V156H256ZM68 158H70L69 156H68ZM75 158V157H74ZM188 158V157H187ZM193 158H194V156H193ZM192 158V159H193ZM214 158V157H213ZM224 158H226V157H224ZM65 159H67V158H65ZM249 159H251L250 157H249ZM248 159V160H249ZM252 159L254 160L255 159V157H252ZM43 160V159H42ZM187 161V160H185V159H182V157H181V159L180 158H177V159H174V160H172V161H166L167 162V166L169 165L170 166V169H172V173H175L176 171H177V169H179V167H180V165H183V164H186V162H184V161ZM191 160V159H190ZM223 160V159H222ZM222 160H220V162L222 161ZM228 160V159H227ZM66 161H68V160H66ZM192 161V160H191ZM216 161V160H215ZM243 161V160H242ZM114 162H115V160H114ZM139 163H140V161H138ZM142 162H143V160H142ZM143 162V163H144ZM194 162V161H193ZM223 162H225L224 160H223ZM223 162H221V163H223ZM235 162V161H234ZM246 162V161H245ZM252 162V161H251ZM250 162V163H251ZM183 163V164H182ZM192 163V162H191ZM215 163V162H214ZM214 163H212V164H214ZM237 163V162H236ZM236 163H234V165L236 164ZM36 163H34V165H35ZM39 164V163H38ZM218 164V163H217ZM226 164V163H225ZM228 164V163H227ZM241 164V163H240ZM248 164V163H247ZM30 165V164H29ZM33 165V164H32ZM41 165V164H40ZM114 165V164H113ZM141 165H143V164H141L140 163V165L139 166H141ZM220 165V164H219ZM254 165V164H253ZM252 165V166H253ZM185 166V165H184ZM196 166V165H195ZM194 166V167H195ZM201 166V165H200ZM198 167V168H193V172H195V174H197V175H199L200 177L202 176V177H204V179L206 180L209 176L207 175L206 177L204 176V175H206V174H204L206 171L204 170L205 169V164L203 165V167H204V169L202 168V167ZM227 166V165H226ZM236 166V165H235ZM261 166V165H260ZM213 167H214V165H213ZM221 167V166H220ZM250 167V166H249ZM33 168V169H32ZM30 167V170H36L37 169V166L36 167ZM114 168V167H113ZM135 168V167H134ZM133 168V170H135ZM139 168V167H138ZM186 168V167H185ZM187 168L189 169V170H191L190 168L191 167H188L187 166ZM187 168H186V170H187ZM215 168V167H214ZM223 168H225V167H223ZM223 168H221V169H223ZM263 168V167H262ZM86 169H90V168H88L86 165L85 166H82V167H79V172H78V170L76 169V172H78L77 173V176L79 175V174H83V172H87L88 170H86ZM115 169V168H114ZM123 169H124V167H123ZM125 169H126V167H125ZM124 169V170H125ZM132 169V168H131ZM130 169V170H131ZM137 169V168H136ZM207 169V168H206ZM210 169H211V166H210ZM220 169V170H221ZM229 169H230V166H229ZM232 169V168H231ZM241 169L243 170V168H242V166H241ZM259 169V168H258ZM261 169V168H260ZM26 170H28V169H26ZM116 170V169H115ZM128 171V172H131V171ZM213 170V169H212ZM248 170V169H247ZM104 171V170H103ZM118 171V170H117ZM188 171V170H187ZM241 171V170H240ZM258 171V170H257ZM25 172V171H24ZM92 172V171H91ZM96 172V171H95ZM105 172V171H104ZM190 173H188L187 174V176H185L184 177V179H186L187 181H188V177H191L190 175H192V171H189ZM219 172V171H218ZM221 172V171H220ZM223 172V171H222ZM238 172V171H237ZM244 172V171H243ZM242 172V173H243ZM19 174H20V172H18ZM90 173V172H89ZM88 173V174H89ZM127 173V172H126ZM126 173H124L126 176H128V174H126ZM206 173H208V172H206ZM211 173V172H210ZM216 173V172H215ZM256 173V172H255ZM255 173H253L254 175H255ZM45 175L47 174V173H44ZM51 174H52V172H51ZM56 174V173H55ZM112 174H114V173H112ZM118 174H119V172H118ZM121 174V173H120ZM184 174V173H183ZM213 174V173H212ZM224 174V173H223ZM232 174V173H231ZM236 174V173H235ZM234 174V175H235ZM251 174V173H250ZM257 174V173H256ZM23 175H25V174H23ZM53 175V174H52ZM52 175H47V176H51V177H47V179L46 180H48L49 178H50V180L52 179L53 180V177H52ZM105 175H107V174H105ZM123 175V174H122ZM189 175V176H188ZM196 175V176H197ZM227 175V174H226ZM246 175V174H245ZM21 176H22V174H21ZM67 176V175H66ZM85 176V175H84ZM92 176V175H91ZM110 176V175H109ZM115 176H116V174H115ZM118 176V175H117ZM117 176H116V178H117ZM181 176H183V175H181ZM196 176L194 177V175H193V178L195 179L196 178ZM215 176V175H214ZM213 176V177H214ZM253 176V175H252ZM173 177V176H172ZM198 177V176H197ZM199 177V178H200ZM224 177H226V176H224ZM240 177V176H239ZM243 177V176H242ZM255 177V176H254ZM23 178V177H22ZM32 178V177H31ZM181 178V177H180ZM179 178V179H180ZM244 178V177H243ZM248 178H249V176H248ZM42 179V178H41ZM109 179V178H108ZM114 179H115V177H114ZM113 179V176H112V179L110 178V181H109V184L110 185H107V186H110V187H112L111 185H115L116 184V182L117 183H119V181L121 180V178L120 179H118V180H116V182H115V180ZM125 179V178H124ZM253 179V178H252ZM257 179V178H256ZM99 180V179H98ZM126 180V179H125ZM182 180H183V178H182ZM181 179H180V182L182 181ZM186 180H184V182L186 181ZM191 180V179H190ZM209 180V178L206 180V181H208ZM211 180V179H210ZM221 180V179H220ZM232 180V179H231ZM237 180V179H236ZM245 180H246V178H245ZM53 181H55V179L53 180ZM108 181V180H107ZM128 181H129V179H128ZM196 181L197 182H199V181H201L200 179L199 180H197L196 179ZM39 182V181H38ZM44 182V181H43ZM42 182V183H43ZM49 182H51V181H49L48 180V182H46L47 184L49 183ZM92 181H91V179L86 175V178H84V180H83V182H82V186L80 187V186H78V188L80 187V188H82L83 190H82V196H85L86 198H87V200H88V204H89V207L88 208H90L92 211H93V213H94V215L95 216H99V217H104V219L103 220H105L106 222H107V220H110V221H112L113 222V220L114 219H116V217L118 216V214H119V210H117V205H116V201H115V204L114 203H112L110 200V202H108V200H107V202H104V203H106V204H104L105 206H104V209L101 207V206H99V203H102V202H99L100 201V199H99V201H97V198L99 197H97V198H95V194H92V193H94L93 191L95 190H101V187H96V184H94V183H91ZM124 182V181H123ZM183 182V183H184ZM190 182V181H189ZM189 182H188V184H187V182H186V186L185 187H187L188 185H192L190 188L192 189L191 191H192V196H191V199H193V201H190L191 202V207L193 206V203L196 201H194V198H197L196 196H198L199 194H200V192H199V190L202 188L201 187V183L199 182V184H197V182L195 183L194 182V180H193V183L192 182H190V184H189ZM233 182V181H232ZM236 182V181H235ZM234 182V183H235ZM250 182V181H249ZM41 183V184H42ZM65 183V182H64ZM102 183V182H101ZM120 183H121V185H122V181H120ZM125 183V182H124ZM123 183V184H124ZM159 183V184H158ZM157 184L158 185H155V184H153V185H151V187L148 189V192H146L147 194H148V197L146 196V198H150V197H153L154 196V194H155V192H156V189H157V191L158 190H162V189H159L158 188V186L160 185V183H161V185H163L164 184V182H158ZM163 183V184H162ZM195 183V184H194ZM211 183V182H210ZM233 183V184H234ZM47 184H43L42 185V192H45V193H47L48 191H50L51 189H48L49 187H48V185ZM51 184H52V182H51ZM100 184V183H99ZM103 184H105V183H103ZM108 184V183H107ZM206 184V183H205ZM227 184V183H226ZM232 184V183H231ZM230 184V185H231ZM247 184H248V182H247ZM101 185V184H100ZM119 185V184H118ZM125 185V184H124ZM165 185V184H164ZM221 185H223V184H221ZM238 185V184H237ZM237 185H235V186H237ZM262 185V184H261ZM99 186V185H98ZM117 186V185H116ZM227 186V185H226ZM244 186H245V184H244ZM114 187V186H113ZM119 187V186H118ZM122 187V186H121ZM123 187H125V186H123ZM134 187V186H133ZM164 187V186H163ZM251 187V186H250ZM51 188V187H50ZM107 188V187H106ZM117 188V187H116ZM160 188H162L161 186H160ZM235 188V187H234ZM247 188H248V186H247ZM246 188V189H247ZM252 188V187H251ZM48 189V190H47ZM105 189V188H104ZM130 189V188H129ZM132 189V188H131ZM135 189V188H134ZM238 189H239V187H238ZM237 189V187H236V190L237 191H239ZM244 189V188H243ZM123 190V189H122ZM215 190V189H214ZM224 190V189H223ZM228 190V189H227ZM235 190V191H236ZM259 190H262L261 188L259 189ZM79 191V190H78ZM114 191H115V189H114ZM117 191V190H116ZM256 191V190H255ZM103 192H105V191H103ZM120 192V191H119ZM118 192V193H119ZM215 192V191H214ZM220 192V191H219ZM231 192V191H230ZM247 191L245 190V192L244 193H246ZM258 192V191H257ZM262 192V191H261ZM260 192V193H261ZM98 193H100V191H98ZM116 193V192H115ZM217 193V192H216ZM236 193V192H235ZM251 193H252V191H251ZM48 194V193H47ZM46 194V195H47ZM57 194V193H56ZM79 194H81V193H79ZM111 194V193H110ZM122 194V193H121ZM157 194V193H156ZM156 194H155V198H156ZM190 194V193H189ZM188 194V195H189ZM237 194V193H236ZM235 194V195H236ZM247 194H249V193H247ZM114 195V194H113ZM149 195H151V196H149ZM215 195V194H214ZM255 195V194H254ZM258 195V194H257ZM81 196V195H80ZM186 196V195H185ZM248 196V195H247ZM251 196V195H250ZM264 196V195H263ZM262 196V197H263ZM31 197V196H30ZM115 197V196H114ZM199 197V196H198ZM206 197V196H205ZM205 197H204V199H205ZM242 197V196H241ZM254 197H256V196H254ZM262 197H261V199H262ZM55 198V197H54ZM53 198V199H54ZM61 198V197H60ZM83 198V197H82ZM85 198V199H86ZM107 198V197H106ZM112 198V197H111ZM159 198V197H158ZM188 198V197H187ZM239 198V197H238ZM245 198V197H244ZM260 198V197H259ZM258 198V199H259ZM49 199L51 200L52 198H50L49 197ZM58 199V198H57ZM229 199V198H228ZM227 199V200H228ZM249 199V198H248ZM252 199V198H251ZM17 200V199H16ZM112 200V199H111ZM116 200V199H115ZM120 200V199H119ZM126 200V199H125ZM152 200H154V199H152ZM199 200V199H198ZM226 199H222V201H221V204L219 205V210L217 209V212H215V213H218L217 215L215 214V215H213V217H210V222H208V221H206L208 224H209V226L210 227H208V228H210L211 229V227L213 228V226L214 225H216V227L218 226V234H216V235H218L219 237H220V246L222 247V249L220 250V251H217V252H214V250H213V252H212V250L211 249H213V248H211L210 250V254H209V256H210V259H208V254H207V256H203L205 253H202V254H200L202 251H200L199 252V250H201V249H203L202 247H201V249L198 247H196L197 245H195V246H193V243H192V245H190V246H188L187 245V243H185V242H183L182 241V234L179 232L178 233V235L179 234H181V235H179V236H174V239L172 240L176 245V247H177V251H178V247H180L183 243V246L184 245H187V249H186V251L187 252H185V251H183V250H185V249H183V248H185V246L182 248V246H181V249H182V252H185V254L183 253L181 256V259H182V261L181 262H184L183 260H185L184 258L186 257H188V255H189V258L185 261L186 263L185 264H197L196 262H197V260H199L200 262H198V263H201V264H205V262L207 261V260H209V261H207L206 263H208V264H221L220 263V260L222 261L223 259H224V257L226 256V257H228L227 255H230V252H232V250H233V248L236 246L237 247V245H238V247L240 246H242V245H244V244H246V242H247V239L250 237V235L249 234H251V232H249V231H251V229H256V231H257V228H262V227H254V228H250V230H249V227H250V224H251V222H250V216H249V214H250V211L249 212H247V213H242L244 210H242L241 208V214H242V216H237L236 215V217H235V214H237V212H238V209H239V207L240 206H237V207H234V208H236V209H234L233 208V211H229L228 212V210L226 209L227 207H229L228 205H229V201H227ZM236 200H238V199H236ZM236 200H235V202H236ZM239 200H240V198H239ZM77 201V200H76ZM75 201V202H76ZM102 201V200H101ZM105 201H106V199H105ZM113 201V200H112ZM117 201H118V199H117ZM150 202H151V199L149 200ZM200 201V200H199ZM202 201V200H201ZM204 201V200H203ZM220 201V200H219ZM53 202V201H52ZM63 202V201H62ZM74 202V203H75ZM87 202V201H86ZM198 202V201H197ZM248 202V201H247ZM258 202V201H257ZM261 202V201H260ZM21 203V199L19 198L18 200H17V202H16V209H17V211L19 212L20 211V207H19V204ZM61 203V202H60ZM119 203V202H118ZM199 203V202H198ZM245 203V202H244ZM235 204H237V203H235ZM243 204V203H242ZM34 205H35V203H34ZM58 205H59V203H58ZM57 205V206H58ZM61 205V204H60ZM146 205V204H145ZM204 205V204H203ZM234 205V204H233ZM249 205V204H248ZM63 206V205H62ZM69 206H70V204H69ZM103 206V205H102ZM34 209H35V207H33ZM63 208V207H62ZM204 208V207H203ZM238 208V209H237ZM247 208V207H246ZM262 208V207H261ZM55 209V208H54ZM67 209V208H66ZM244 209V208H243ZM36 210V209H35ZM264 210V209H263ZM64 211V210H63ZM67 211V210H66ZM88 211V210H87ZM202 211H204V212H201V213H206V211L208 212V210H207V208L205 209L204 208V210L202 209ZM222 211H227L226 213V216L227 217H225V218H227L228 219V222H224V220H225V218L223 217V219L224 220H222V219H220L219 220V218H221L220 216H219V214H220V212L221 213H223ZM237 211V212H236ZM239 211V212H240ZM257 211V210H256ZM143 213H142V216L144 215V217H141V214H140V217L143 219L144 218V220H145V218L147 217V213H149V207L147 208H145V210L144 211H142ZM238 212V214L239 215H241L240 213ZM246 212V211H245ZM263 212V211H262ZM58 213V212H57ZM65 213V212H64ZM225 213V212H224ZM253 213H254V211H253ZM260 213V212H259ZM39 214V212H37V215ZM55 214V213H54ZM53 214V215H54ZM59 214V213H58ZM62 214V213H61ZM252 214V213H251ZM36 215V216H37ZM66 215V216H65ZM63 217H62V219L65 221V222H68L69 220H71V219H73V217H75V215H79V217H81L82 219L84 218V219H87L86 218V215H85V211H84V208H79V209H77V210H73V211H70L69 210V212L68 213H66ZM145 215H146V217H145ZM149 215V214H148ZM185 215V214H184ZM207 215H211V214H207ZM257 215V214H256ZM256 215H251V216H255L256 217ZM130 216V215H129ZM128 216V217H129ZM182 216V215H181ZM199 216V215H198ZM201 217H202V214L200 215ZM212 216V215H211ZM258 216V215H257ZM260 216V215H259ZM126 217V216H125ZM135 217V216H134ZM134 217H133V219H134ZM237 218V217H240L238 220V222H236L237 220H235V218ZM252 217V218H253ZM262 217H264V216H262ZM262 217H261V220H262ZM19 218H20V220L21 221H23L24 219H23V216H22V214H20V216H19ZM40 218V217H39ZM47 218V217H46ZM140 218V220H142ZM148 219H149V222L150 221H152L153 222V220H154V217H152V216H148L147 217ZM147 218H146V223H148L147 222ZM180 218V217H179ZM198 218V217H197ZM203 218V217H202ZM260 218V217H259ZM59 219V218H58ZM200 219V218H199ZM203 219H205V218H203ZM227 219H226V221H227ZM257 219V218H256ZM255 219V220H256ZM62 220V221H63ZM74 220V219H73ZM122 220V219H121ZM120 220V221H121ZM176 220V219H175ZM48 221H49V219H48ZM54 221V220H53ZM63 221V222H64ZM143 221V220H142ZM203 221V220H202ZM201 221V222H202ZM253 223L255 222L254 220H251ZM263 221H264V218H263ZM74 222V221H73ZM222 222H224V223H221ZM229 222H231V223H229ZM235 224V222H236V224L234 225L233 223ZM261 222V221H260ZM126 223V222H125ZM170 223V222H169ZM199 223H200V221H199ZM203 223V225L205 224V226H201L202 228H203V230L201 229V233H199V235H204V236H202L201 238H205V236H206V240H205V244H203L202 242H204V241H200V244L202 243L203 244V246L204 245H206V241H207V237H208V239L210 240V239H212V237L211 236H214V235H212L211 233H209V236H208V234L207 233H205V231H208L207 230V226H206V224L207 223H205L204 221L202 222ZM253 223H252V225H253ZM256 223V222H255ZM264 223V222H263ZM263 223L261 222V225H263ZM41 224V223H40ZM67 224V223H66ZM75 224V223H74ZM153 224H154V222H153ZM230 224H233V225H231L232 227H230ZM257 224V223H256ZM259 224V223H258ZM122 225H124V224H122ZM150 225V224H149ZM196 225H198L197 227H199V225L200 224H196ZM43 226H44V224H43ZM106 226V225H105ZM108 226V225H107ZM142 226V225H141ZM180 226V225H179ZM191 226V225H190ZM195 226V225H194ZM144 227V226H143ZM154 227H156V229H157V226H154ZM159 227V226H158ZM182 227V226H181ZM216 227H214L213 229L215 230V228ZM230 227V228H229ZM252 227V226H251ZM46 228V227H45ZM112 229H113V227H111ZM164 228V227H163ZM176 228V227H175ZM206 228V229H205ZM263 228H264V226H263ZM171 230L169 231V232H171L172 231V228H170ZM217 229V228H216ZM75 230V229H74ZM155 229H153V231H154ZM188 230V229H187ZM212 230V229H211ZM213 230V231H214ZM261 230V229H260ZM144 231V230H143ZM142 231V232H143ZM254 231V230H253ZM259 231V230H258ZM261 231H264L263 229L261 230ZM147 232H149V231H147ZM151 232V231H150ZM166 232V231H165ZM260 232V231H259ZM146 233V232H145ZM160 233V232H159ZM192 233V232H191ZM214 233V232H213ZM110 234V233H109ZM170 234H172V233H170ZM193 234V233H192ZM205 234H207V235H205ZM211 234V235H210ZM256 234V233H255ZM261 234V233H260ZM83 235V234H82ZM87 235H88V233H87ZM146 235V234H145ZM149 235V234H148ZM194 235V234H193ZM193 235H191V236H193ZM248 235H249V237H248ZM79 236V235H78ZM81 236V235H80ZM79 236V237H80ZM112 236V235H111ZM144 236V235H143ZM182 236V237H181ZM186 236H188V235H186ZM77 237V236H76ZM93 236L91 235V238H92ZM110 237V236H109ZM113 237H115V236H113ZM145 237V236H144ZM169 237H170V235H169ZM171 237H172V235H171ZM170 237V238H171ZM197 237V236H196ZM251 237H253V236H251ZM250 237V238H251ZM261 237V236H260ZM32 238V237H31ZM87 238V237H86ZM116 238V237H115ZM191 238V237H190ZM194 238V237H193ZM197 238H199V237H197ZM197 238H196V240L195 241H197ZM198 239V240H202V239ZM204 238H203V240H204ZM33 239V238H32ZM89 239V238H88ZM95 239V238H94ZM111 239V238H110ZM117 240L119 239V237L118 238H116ZM185 240H187L186 239V237L184 238ZM189 239V238H188ZM252 239H254V238H252ZM263 239V238H262ZM28 240V239H27ZM26 240V241H27ZM77 240H79L78 239V237H77ZM92 240V239H91ZM99 240V239H98ZM97 240V241H98ZM158 240V239H157ZM184 240V241H185ZM191 240V239H190ZM208 240V241H209ZM255 240V239H254ZM254 240H253V243H254ZM34 241V240H33ZM93 241H95V240H93ZM93 241H91V242H93ZM120 241V240H119ZM162 241V240H161ZM171 241V242H172ZM193 241V240H192ZM250 241H251V239H250ZM86 242V241H85ZM85 242H81L82 243V246H83V243H85ZM88 242V241H87ZM90 242V241H89ZM142 242V241H141ZM144 242V241H143ZM172 242V243H173ZM213 242V241H212ZM256 242V241H255ZM259 242V241H258ZM27 242H25L24 241V243H21L20 245L21 246H19V250H18V252L19 251H24L25 249H26V247H27V244L28 243H30L29 241H28V243L26 244ZM113 243V242H112ZM116 243V242H115ZM166 243V242H165ZM173 243V244H174ZM209 243L210 242H208V244L207 245H209ZM219 243V242H218ZM251 243V242H250ZM252 243V244H253ZM261 243H262V240H261ZM88 244V243H87ZM89 244H92V243H89ZM211 244V243H210ZM257 243H255V244H253L254 245V249H255V247L256 246H258V245H256ZM31 244H29V246H30ZM78 245H80L79 243H78ZM85 245V244H84ZM93 245V244H92ZM154 245V244H153ZM159 245V244H158ZM163 245V244H162ZM161 245V246H162ZM172 245V244H171ZM170 245V246H171ZM256 245V246H255ZM86 246V245H85ZM85 246H83V247H85ZM89 246V245H88ZM87 246V247H88ZM119 246V245H118ZM166 246V245H165ZM214 246V245H213ZM87 247L85 248V249H87ZM90 247V246H89ZM121 247V246H120ZM150 247H152V248H150V249H154V246H152V244H151V246ZM163 247V246H162ZM205 247H207V246H205ZM215 247V246H214ZM260 247H262V246H260ZM264 247V246H263ZM132 248V247H131ZM161 248V247H160ZM164 248V247H163ZM162 248V249H163ZM168 248V247H167ZM172 248H174V247H172ZM79 249H81V247L79 248ZM83 249V248H82ZM148 249V248H147ZM157 249V248H156ZM205 249V248H204ZM258 248H256V250H257ZM13 250V249H12ZM17 250V249H16ZM78 250V249H77ZM146 250V249H145ZM152 250H151V252H152ZM164 250V249H163ZM168 250H169V248H168ZM206 250V249H205ZM208 248H207V253H208ZM259 250H261V248L259 249ZM263 250V249H262ZM80 251V250H79ZM78 251V252H79ZM121 251V250H120ZM128 251H129V249H128ZM135 251V250H134ZM159 251H160V249H159ZM165 251H166V249H165ZM172 251H174V250H172ZM180 251V250H179ZM17 252V251H16ZM150 252V250H148L146 253H151ZM154 252H156V251H154ZM154 252H153V255H155L154 254ZM166 252H168V251H166ZM181 251L179 252L180 254L182 253ZM233 252H235V251H233ZM135 253H137V252H135ZM141 253V252H140ZM140 253L139 254H137V255H135V259L137 258V256H138V258L139 259H142V258H144L145 257V255H142V254H146L145 252L143 253H141V255H140ZM163 253V252H162ZM171 253V252H170ZM169 253V254H170ZM177 253V252H176ZM175 253V254H176ZM179 253H177V254H179ZM258 253V252H257ZM261 253V252H260ZM263 253H264V251H263ZM129 254H130V252H129ZM148 254H146V256L148 255ZM152 254V253H151ZM150 254V255H151ZM159 254V253H158ZM164 254V253H163ZM175 254H173L172 255V259H174L175 260V263H173L174 262V260L173 261H170L171 262V264H180V262H176V260H178L177 258L178 257H176V258H173V256L175 255ZM131 255H132V253H131ZM149 255V256H150ZM152 255V256H153ZM161 253H160V255L158 256V257H161ZM200 255H202L201 256V258H200ZM261 256H262V254H260ZM80 256V255H79ZM134 256V254L132 255V257ZM144 256V257H143ZM156 256V257H157ZM163 256V260H161L162 261V263H163V261H164V258L167 260V253H166V255H162ZM180 256V255H179ZM264 256V255H263ZM142 257V258H141ZM155 257V258H156ZM157 257V259H159ZM175 257V256H174ZM204 257H207V260L205 261V260H202ZM82 258V257H81ZM137 258V259H138ZM153 258V257H152ZM162 258V257H161ZM160 258V259H161ZM154 259V258H153ZM156 259V261H154L153 260V263L154 262H156V263H154V264H162L161 263V261H158ZM149 261H151V263H152V260H150V259H148ZM169 260V259H168ZM179 260H180V258H179ZM202 260V261H201ZM259 260V259H258ZM205 261V262H204ZM48 262V261H47ZM47 262L46 263H44V264H47ZM160 262V263H159ZM262 262V261H261ZM70 263V262H69ZM85 263H87V261L85 262ZM141 264L142 263H144V262H140ZM146 263L147 264H149L147 261H146ZM152 263V264H153ZM259 264V263H258ZM263 264V263H262Z\"/></svg>", "mask_w": 264, "mask_h": 264}, {"label": "built area", "instance_id": "built-area-1", "mask_svg": "<svg viewBox=\"0 0 264 264\" xmlns=\"http://www.w3.org/2000/svg\"><path fill=\"white\" fill-rule=\"evenodd\" d=\"M43 67H46V64L43 65ZM50 255H51V251L49 250V251L47 252V254H46V257L43 258V259H41V262L46 263V262L49 260V258H51Z\"/></svg>", "mask_w": 264, "mask_h": 264}]
</instances>
